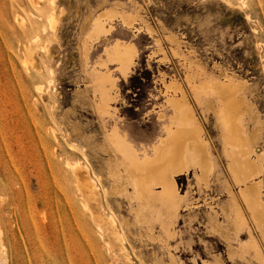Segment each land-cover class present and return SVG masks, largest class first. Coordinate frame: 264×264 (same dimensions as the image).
Segmentation results:
<instances>
[{"label":"rangeland","instance_id":"rangeland-1","mask_svg":"<svg viewBox=\"0 0 264 264\" xmlns=\"http://www.w3.org/2000/svg\"><path fill=\"white\" fill-rule=\"evenodd\" d=\"M97 21L104 28L96 33ZM118 43L135 50L127 74L108 57ZM102 74L115 80L108 114L97 108L93 82ZM187 76L237 83L264 199V0H0V264L264 263V236L229 169L217 94L196 99ZM176 84L214 168L202 180L198 166L175 176L187 200L162 221L140 209L124 165L123 189H112L106 136L117 123L137 148L157 142L175 117L166 101ZM79 162L98 194L80 185ZM232 194L248 223L238 232L222 210ZM251 240L258 253L246 246Z\"/></svg>","mask_w":264,"mask_h":264},{"label":"bare ground","instance_id":"bare-ground-1","mask_svg":"<svg viewBox=\"0 0 264 264\" xmlns=\"http://www.w3.org/2000/svg\"><path fill=\"white\" fill-rule=\"evenodd\" d=\"M106 15L107 14H102L101 16ZM50 19L53 21L52 16H50ZM103 28L104 25L102 21H97L94 28L95 32H100ZM53 29H55V27ZM134 56L135 50L133 49V47L118 43L109 53L108 57L111 60L117 61L118 59L119 69L123 74H127L129 68L134 62ZM32 60L33 57L32 59L30 58V62ZM93 78L94 85L96 86L100 95V100L97 108L102 114H108L110 109V100H112L111 90L113 89L115 80L112 79L110 75L105 74L93 75ZM187 79L196 99L199 100L201 96L213 98L214 93L217 94L218 100L221 104L220 109L218 110V120L222 127L223 143L226 147V155L229 158V169L234 180L238 184L242 185L240 188L241 199L246 205L245 208H247L249 212L250 219L254 227L261 233V235L263 234L264 236V199L261 189V180H253L254 177L260 175L263 172V165L259 159L251 157V153L253 152L252 142L255 140H253V138L248 135L247 129L245 128L241 120L243 108L240 106V103H238L235 96V93L238 91V85L237 83H234L231 78L224 82L216 83V85L210 82L196 84L190 78V76H187ZM172 90L174 93H172L168 97L166 104L173 108L175 117L173 119L169 117L168 121L164 123L163 129L165 135L160 136L157 142L153 143L150 146L140 145L137 148L126 139L125 135L120 133L118 127L116 126V122L115 125L113 124L114 126L106 136V142L109 143L110 147L108 149L110 152V160L112 165V167L110 168L112 189H119V191L121 190L120 187H122L123 189V182H125L123 181V178L126 174L127 178L130 180L128 181L134 188L132 197L139 201L140 209L148 210L150 214H155L156 217L162 219V221L166 216L174 217V215H176L177 211L179 210L181 203L187 200L186 197L182 196L181 193H179L178 187L175 182V176L183 173L186 174L190 168L198 166L200 168L199 178H201L202 180L207 177L214 168L211 152L209 151L206 142L202 138L203 127L197 120L193 107L187 99L186 92L181 87H178V85ZM178 90L181 94L179 93L178 95H176ZM208 104L211 107V102L208 101ZM158 118H164L163 111H159ZM149 151H151V153H149ZM120 165H124L126 167L125 174H123L120 170ZM74 172L76 178L80 182V185L86 186L89 189L91 196L93 195V193L98 194L96 180L90 174L88 166L86 164L81 162L75 163ZM196 177L198 176L196 175ZM155 186H158V189H155ZM231 200H234V203L226 205L222 210L224 214L228 216V228L238 232L244 227H247L248 223L243 212L244 209L242 211L240 204L236 203L233 194ZM191 205L193 204L189 203L186 205V207ZM107 222L110 230L116 229L115 222L112 216H108ZM139 227L141 228V226ZM215 227L223 229L225 233L224 235L227 238H230V233L222 225L218 223L216 224V226L214 225V228ZM169 228L170 227H168V229ZM211 229L213 230L212 227ZM115 236L117 235L115 234ZM253 240H251L249 243H246V246H248L249 248L253 247L257 252L258 250H260V247L258 246V248L257 243H255ZM260 255L261 253L259 254V256ZM257 257L255 256V258ZM214 259H216V261L219 263V260H217V258Z\"/></svg>","mask_w":264,"mask_h":264},{"label":"crops","instance_id":"crops-1","mask_svg":"<svg viewBox=\"0 0 264 264\" xmlns=\"http://www.w3.org/2000/svg\"><path fill=\"white\" fill-rule=\"evenodd\" d=\"M117 61H119V60L117 59Z\"/></svg>","mask_w":264,"mask_h":264}]
</instances>
